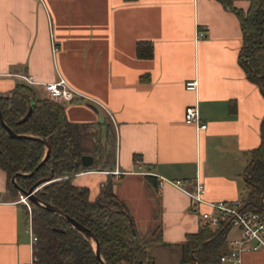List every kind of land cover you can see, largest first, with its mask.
<instances>
[{"label": "crops", "instance_id": "obj_1", "mask_svg": "<svg viewBox=\"0 0 264 264\" xmlns=\"http://www.w3.org/2000/svg\"><path fill=\"white\" fill-rule=\"evenodd\" d=\"M233 1L243 9L248 4ZM196 30L203 35L197 38ZM138 42L151 45V55H137ZM240 45L237 17L218 0H0V92L27 83L44 97L41 85L18 74L40 82L60 76L80 94L62 102L68 120L99 122L104 146L107 132L112 135L114 167L133 169L136 159L189 187L197 177L209 200L241 199L264 100L238 63ZM187 80H196L194 89L185 87ZM191 103L205 128L184 123L183 109ZM103 170L76 173L73 183L86 186L93 200L110 181L132 218L131 207L137 212L146 205L148 222L133 218L140 236L155 229L154 219L167 244L183 242L203 225L187 195L171 184ZM24 211L0 167V264L28 262ZM237 235L229 228L223 251ZM158 249L156 264H178V246ZM241 264H264V249L243 253Z\"/></svg>", "mask_w": 264, "mask_h": 264}, {"label": "trees", "instance_id": "obj_2", "mask_svg": "<svg viewBox=\"0 0 264 264\" xmlns=\"http://www.w3.org/2000/svg\"><path fill=\"white\" fill-rule=\"evenodd\" d=\"M218 1L237 17L241 30L237 60L246 77L259 87L264 100V0H247L245 9L237 7L233 0ZM136 50L139 56H149L152 46L138 42ZM29 106L31 110L24 117ZM0 112L14 132L37 134L50 146L47 159L34 173L16 175L17 185L27 189L41 178H53L35 191L36 196L89 228L106 264H156L158 247L166 245L179 247L178 264H223L219 255L224 250L229 226L212 229L202 225L196 232L187 233L183 242L167 244L158 233L149 238L139 235L126 204L111 190L110 181L93 200L89 199L86 186L73 183L76 173L114 167L112 135L107 132L104 146L99 122L69 121L61 102L37 96L27 83H17L8 92H0ZM259 136V144L249 150L241 200L242 208L264 215V111ZM44 152L41 141L10 137L0 124V167L5 171L10 195L20 193L12 176L31 171ZM82 154L93 156L90 165L80 162ZM28 201L32 206L31 227L38 237L37 263L100 264L87 234L72 227L62 216Z\"/></svg>", "mask_w": 264, "mask_h": 264}, {"label": "built area", "instance_id": "obj_3", "mask_svg": "<svg viewBox=\"0 0 264 264\" xmlns=\"http://www.w3.org/2000/svg\"><path fill=\"white\" fill-rule=\"evenodd\" d=\"M203 35L202 31L196 30L195 36ZM19 77L28 83H37L45 91L49 99L64 102L70 101L75 95H80L62 77L51 81H36L30 74L19 73ZM196 80H187L185 87L194 89ZM183 121L186 124L194 125L197 129L205 128L206 123L199 121V112L196 103L187 104L183 109ZM105 173L118 177L122 173L135 175H153L158 178V184L169 183L185 193L189 200V208L195 213L203 225L212 229L220 226H229L238 230V235L228 240L229 248L222 251L219 259L223 264H241L243 253L258 249H264V215L252 209L242 208V200H209L205 197V185L197 177L192 185H186L187 181L181 178L171 179L149 169L143 168L135 159V167L129 170L113 169L103 170ZM23 195H21L22 198ZM27 204L26 197L22 198ZM28 233L30 255L26 264H34L37 260L38 237L31 227V219L28 216Z\"/></svg>", "mask_w": 264, "mask_h": 264}, {"label": "water", "instance_id": "obj_4", "mask_svg": "<svg viewBox=\"0 0 264 264\" xmlns=\"http://www.w3.org/2000/svg\"><path fill=\"white\" fill-rule=\"evenodd\" d=\"M31 110V106H29L27 113L24 117H27V115L29 114ZM0 124L6 129V132L8 134V136L10 137H22V138H27V139H33V140H38L41 141L44 145H45V152L42 156V158L39 160V162L37 163L36 166H34V168L31 171L28 172H16L13 176H12V181L14 183V186L17 187V189L20 191V194L25 196L28 200H31L35 203H37L38 205L44 207L45 209H47L48 211H51L55 214H58L60 216H62L72 227L84 232L85 234H87L89 236V238L91 239L92 242V246L94 249V253L96 255V257L99 259L100 264H106L103 257L101 256L99 249H98V241L95 237V235L93 234V232L87 228L86 226H84L83 224L79 223L78 221H76L73 217H71L69 214H67L63 209H61L60 207L52 204L49 201L46 200H42L40 198H38L35 194V191L37 189H39L42 185H44L45 183L51 181L53 178L51 177H46V178H41L37 181H35L31 186H29L27 189H23L21 187H19L17 185V183L15 182V177L17 174L20 175H30L32 173H34L37 168L39 166H41L45 160L47 159L48 155H49V149L50 146L47 142V140L42 137L39 136L37 134H33V133H16L14 132L13 129H11L3 120L1 112H0ZM93 161V156L91 154H82L80 157V162L83 165H90Z\"/></svg>", "mask_w": 264, "mask_h": 264}, {"label": "rangeland", "instance_id": "obj_5", "mask_svg": "<svg viewBox=\"0 0 264 264\" xmlns=\"http://www.w3.org/2000/svg\"><path fill=\"white\" fill-rule=\"evenodd\" d=\"M33 89H34V86L32 85L31 86ZM35 90V89H34ZM40 95V94H39ZM127 175V174H126ZM53 180V179H52ZM118 183H122L123 182V178L122 179H120L119 181H117ZM115 184H117L116 182H114V185ZM122 186H124V185H122ZM11 195H12V193H11ZM15 197H14V196ZM13 195H12V197H14L13 199H16L17 201H19V202H21L23 205H24V207L26 208V211H27V213H28V216H30V219L32 218V206H31V204H30V202L28 201V199L26 198V200H27V204L26 203H23V201H22V198H21V194L18 192L17 194L15 193H13ZM131 211L134 213V216H133V218H135L136 219V221L137 222H139V224H141V225H143V224H145V220L148 222V219H147V216H148V214H149V211H148V208H147V206L146 205H141L140 207H139V210L136 212L134 209L135 208H132L131 207ZM25 210V209H24ZM26 211H24V214L26 215ZM156 219H154L153 221H152V226H153V228L155 227L156 228V223H157V220L155 221ZM158 233V230H157V228L156 229H153L148 235H147V237L149 238V237H151V236H155L156 234ZM36 264H40V263H36Z\"/></svg>", "mask_w": 264, "mask_h": 264}, {"label": "bare ground", "instance_id": "obj_6", "mask_svg": "<svg viewBox=\"0 0 264 264\" xmlns=\"http://www.w3.org/2000/svg\"><path fill=\"white\" fill-rule=\"evenodd\" d=\"M22 198H23V196H22Z\"/></svg>", "mask_w": 264, "mask_h": 264}]
</instances>
